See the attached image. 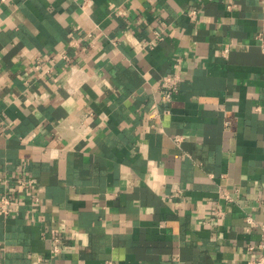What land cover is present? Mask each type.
Instances as JSON below:
<instances>
[{
	"label": "crops",
	"instance_id": "obj_1",
	"mask_svg": "<svg viewBox=\"0 0 264 264\" xmlns=\"http://www.w3.org/2000/svg\"><path fill=\"white\" fill-rule=\"evenodd\" d=\"M3 192L0 264L252 259L264 0H0Z\"/></svg>",
	"mask_w": 264,
	"mask_h": 264
},
{
	"label": "built area",
	"instance_id": "obj_2",
	"mask_svg": "<svg viewBox=\"0 0 264 264\" xmlns=\"http://www.w3.org/2000/svg\"><path fill=\"white\" fill-rule=\"evenodd\" d=\"M173 66L174 68H176L178 64L175 63ZM180 80L181 75L177 71H171L170 73H167L160 78L159 93L160 99L162 101L171 100L174 93H176L178 90V84ZM179 139L180 137L178 136L174 137L175 141H178ZM30 182V179L17 177L13 181V189H25ZM225 196L228 200H230L228 195ZM12 203L13 199L8 195V193L3 192L2 194H0V213L3 215H8ZM246 220L248 223L252 222L249 217H247ZM51 242L50 254L51 256H55L61 250L62 239L59 236H53ZM248 249L253 250L255 252V255L245 264H264V226L261 227L260 239L257 245L249 246Z\"/></svg>",
	"mask_w": 264,
	"mask_h": 264
}]
</instances>
